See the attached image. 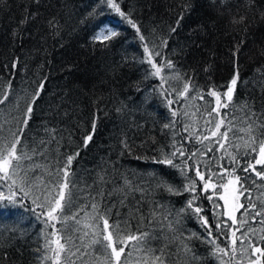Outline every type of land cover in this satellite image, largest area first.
<instances>
[{
    "label": "trees",
    "instance_id": "trees-1",
    "mask_svg": "<svg viewBox=\"0 0 264 264\" xmlns=\"http://www.w3.org/2000/svg\"><path fill=\"white\" fill-rule=\"evenodd\" d=\"M117 2L154 44L160 46L162 40H167V46L160 47L162 57L172 60L186 78L193 77L198 87L215 85L223 89L238 67L236 102H246L257 116L264 114V0ZM93 10L97 13L102 10L103 15L90 16ZM241 16L243 22H233V17L239 20ZM101 19L118 25L120 35L104 43L94 41L95 24ZM237 45L240 51L234 56ZM143 55L135 29L101 0H0V84L7 86L11 82L10 98L14 103L19 98L20 104L19 110L13 108L11 115L20 117L37 85L41 82L45 85L34 105L24 140L29 145L41 138L50 140L45 129H55L56 140L48 145L50 156L56 157L57 147L61 153L79 151L73 162L77 184L92 185L93 195L100 187L107 193L122 186L125 177L134 187L144 189L143 192L125 189V206L119 204L123 193L105 197V203L116 205L113 213L118 211L130 220L133 231H152L147 218L161 204L172 212L170 218L175 219L189 198L188 193L170 195L163 188H156L155 181L147 175L158 169L169 181L183 183L175 169L151 160L159 155L161 146L170 150L167 145L173 130L163 127L172 119L171 113L165 99L154 90L160 81L145 79L144 70L149 65L139 62ZM14 63L16 66L12 67ZM170 83L182 88L179 81ZM184 104L181 100L172 108L179 110ZM9 111L10 108H4L5 113ZM235 115L242 113L237 111ZM93 120L96 129L85 146L83 136L92 133ZM180 127L178 124L176 130ZM186 135L181 132L176 140L186 148L200 147L194 142L185 143L181 136ZM218 155L208 153L204 159ZM99 175H104L108 183L97 185ZM253 193H257L255 188ZM197 203L214 227L212 204L204 198ZM31 207L29 200L27 208L17 207L10 218L0 219V264H39V253L34 249L43 243L40 238L43 225L29 210ZM141 213L145 217L143 224ZM177 227L184 236L205 233L191 210L182 215ZM156 232H160L159 225ZM164 234L169 238L180 235L167 231L166 227ZM152 243L157 248L169 245V264H218L203 238L188 240L192 253L185 256L181 251L179 260L175 255L180 246L178 239L170 242L161 237Z\"/></svg>",
    "mask_w": 264,
    "mask_h": 264
},
{
    "label": "snow or ice",
    "instance_id": "snow-or-ice-1",
    "mask_svg": "<svg viewBox=\"0 0 264 264\" xmlns=\"http://www.w3.org/2000/svg\"><path fill=\"white\" fill-rule=\"evenodd\" d=\"M101 2L135 29L144 53L139 62L149 65L144 70L145 79L160 81L154 90L165 99L171 113L172 119L163 125L165 129L173 130L171 142L167 145L170 150L161 146L159 155L151 160L154 164L175 169L183 183L177 185L169 181L158 169L150 170L147 175L155 181L156 188H163L170 195L188 193L189 198L175 219L170 218L172 212L161 204L154 207L147 218L152 231H133L130 220L118 211L113 213L116 205L105 203V197L123 193L119 204L125 206V189L129 192L145 190L134 187L127 177L122 186L107 193L103 187L94 195L92 185L80 187L73 170L79 151L61 153L57 147L56 157L50 156L48 145L56 140L55 129H45L50 140L41 138L31 145L24 140L25 129L29 127L44 83H39L36 91L31 93L21 116L14 117L11 111L13 108L19 110L20 104L19 98L15 103L10 98L9 82L7 86L0 84V106H4L0 107V219L10 218L17 207L27 208V201H31L29 210L43 225L40 232L43 243L34 249L39 253V264H169V245L157 248L152 243L161 237L170 242L180 241L175 254L177 260L181 251L185 256L192 253L187 241L195 237L203 238L211 246L210 254L218 264H264V119L261 118L264 114L257 116L246 102H236L235 93L240 80L238 67L223 89L215 85L206 89L198 87L193 77L186 78L172 60L162 57L160 47H166L167 40H162L160 46L154 44L142 33L131 14L121 10L117 0ZM89 15L101 16L103 12L93 10ZM243 20V16L239 20L233 17L235 23ZM117 28L112 21L101 19L95 24L93 40L110 41L120 35ZM239 51L237 45L233 55L237 56ZM157 57L161 59L157 60ZM15 66L14 63L12 67ZM170 81L181 82L182 88H176ZM181 100L185 104L179 110L172 108ZM5 107L10 108L8 113L4 112ZM237 111L242 115L236 116ZM178 124L180 130H176ZM95 129L93 120L92 133L83 136L85 146L92 140ZM181 132L187 134L181 136L185 143L194 142L200 147L186 148L184 143L177 141L176 136ZM122 143L131 151L126 142ZM213 152L219 155L204 159ZM95 183L104 185L108 181L104 175H99ZM253 188L257 190L256 194ZM201 198L212 204L214 227L212 220L202 214V205L197 203ZM189 210L205 229L204 234L192 232L184 236L182 229L177 227L182 215ZM140 216L143 224L145 217L143 213ZM165 227L167 231L180 235L167 237Z\"/></svg>",
    "mask_w": 264,
    "mask_h": 264
}]
</instances>
